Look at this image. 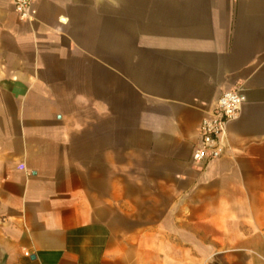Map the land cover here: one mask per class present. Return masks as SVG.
I'll use <instances>...</instances> for the list:
<instances>
[{
  "label": "crops",
  "instance_id": "obj_1",
  "mask_svg": "<svg viewBox=\"0 0 264 264\" xmlns=\"http://www.w3.org/2000/svg\"><path fill=\"white\" fill-rule=\"evenodd\" d=\"M33 7L0 0V264H264V0Z\"/></svg>",
  "mask_w": 264,
  "mask_h": 264
},
{
  "label": "built area",
  "instance_id": "obj_2",
  "mask_svg": "<svg viewBox=\"0 0 264 264\" xmlns=\"http://www.w3.org/2000/svg\"><path fill=\"white\" fill-rule=\"evenodd\" d=\"M15 11L22 21H31L36 15L33 0H13ZM246 98L239 90L224 91L211 114L201 121L198 141L191 156L192 166L202 170L211 161L221 158L227 149V128L242 111ZM25 256H29L25 253Z\"/></svg>",
  "mask_w": 264,
  "mask_h": 264
}]
</instances>
